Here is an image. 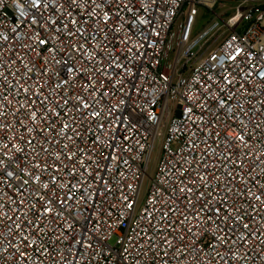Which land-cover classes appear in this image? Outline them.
<instances>
[{"label": "built area", "instance_id": "built-area-1", "mask_svg": "<svg viewBox=\"0 0 264 264\" xmlns=\"http://www.w3.org/2000/svg\"><path fill=\"white\" fill-rule=\"evenodd\" d=\"M0 264H264V0H0Z\"/></svg>", "mask_w": 264, "mask_h": 264}, {"label": "rangeland", "instance_id": "rangeland-1", "mask_svg": "<svg viewBox=\"0 0 264 264\" xmlns=\"http://www.w3.org/2000/svg\"><path fill=\"white\" fill-rule=\"evenodd\" d=\"M239 4V1H227L224 4L223 8H219V6L215 7L212 10L208 11L207 9L201 8L199 15L197 17V21L195 23L194 28V35H198L199 33L203 32L204 30H207L213 26L217 21L219 22H227L229 17H231L234 14V10L236 6ZM251 4H247L244 8H242L243 12H246L250 8ZM227 31H225V28L223 29H213L211 33H209L208 37L205 40L206 46H209L207 49V52L214 50L219 46V44L222 42L223 38L225 37ZM165 126L161 125L157 136H156V142L155 146L152 150L148 167H147V174L148 176L144 177L140 196H139V202L137 204V210L142 206L143 200L145 197V192L150 184V177L154 176L156 167L158 165L159 159L161 157V143L163 140V136L165 134Z\"/></svg>", "mask_w": 264, "mask_h": 264}, {"label": "snow or ice", "instance_id": "snow-or-ice-1", "mask_svg": "<svg viewBox=\"0 0 264 264\" xmlns=\"http://www.w3.org/2000/svg\"><path fill=\"white\" fill-rule=\"evenodd\" d=\"M41 43H43V41H41ZM9 175H10V173H9Z\"/></svg>", "mask_w": 264, "mask_h": 264}]
</instances>
